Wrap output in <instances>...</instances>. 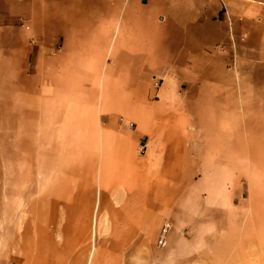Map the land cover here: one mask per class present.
<instances>
[{"label":"crops","instance_id":"0c3cea01","mask_svg":"<svg viewBox=\"0 0 264 264\" xmlns=\"http://www.w3.org/2000/svg\"><path fill=\"white\" fill-rule=\"evenodd\" d=\"M247 108L264 109V0H0V214L18 205L0 253L111 264L167 225L160 250L188 259L234 230L219 173Z\"/></svg>","mask_w":264,"mask_h":264},{"label":"rangeland","instance_id":"374dc122","mask_svg":"<svg viewBox=\"0 0 264 264\" xmlns=\"http://www.w3.org/2000/svg\"><path fill=\"white\" fill-rule=\"evenodd\" d=\"M233 116L235 170L219 176L232 177L229 190L234 200V230H219L208 236L198 234L197 248L189 253L188 259L180 257L178 251L173 257L161 251L158 237L145 251H124L117 253V259L116 253H106L111 264L114 261L121 264H264V109H235ZM17 208V204L10 203L4 214H0V225L3 223L12 247L17 245ZM174 247L177 248L175 242ZM15 254L0 253V258L17 264ZM93 255L96 257L98 252ZM43 257L46 259L45 253Z\"/></svg>","mask_w":264,"mask_h":264},{"label":"built area","instance_id":"2783aa9c","mask_svg":"<svg viewBox=\"0 0 264 264\" xmlns=\"http://www.w3.org/2000/svg\"><path fill=\"white\" fill-rule=\"evenodd\" d=\"M140 150H142V147L140 148ZM166 230H167V225L166 226H164L163 227V229H162V234H161V237H160V239H159V243L160 244H164V237H165V234H166Z\"/></svg>","mask_w":264,"mask_h":264}]
</instances>
